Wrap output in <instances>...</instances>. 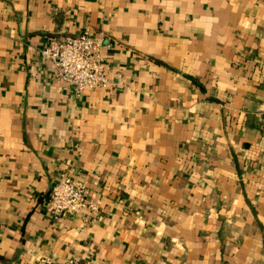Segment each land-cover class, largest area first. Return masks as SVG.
I'll list each match as a JSON object with an SVG mask.
<instances>
[{
    "label": "crops",
    "instance_id": "crops-1",
    "mask_svg": "<svg viewBox=\"0 0 264 264\" xmlns=\"http://www.w3.org/2000/svg\"><path fill=\"white\" fill-rule=\"evenodd\" d=\"M102 39L112 89L40 50ZM61 175L99 207L56 220ZM264 264V0H0V264Z\"/></svg>",
    "mask_w": 264,
    "mask_h": 264
},
{
    "label": "built area",
    "instance_id": "built-area-1",
    "mask_svg": "<svg viewBox=\"0 0 264 264\" xmlns=\"http://www.w3.org/2000/svg\"><path fill=\"white\" fill-rule=\"evenodd\" d=\"M102 39L85 30L76 35L59 34L40 50V56L48 60L54 75L78 94L82 91L112 89L109 72L102 58ZM46 210L54 220L75 216L87 210L99 214V207L92 200L87 186L79 180L61 175L50 188ZM60 264H106L102 259H80L68 256Z\"/></svg>",
    "mask_w": 264,
    "mask_h": 264
}]
</instances>
